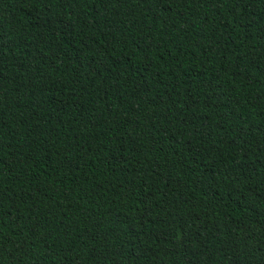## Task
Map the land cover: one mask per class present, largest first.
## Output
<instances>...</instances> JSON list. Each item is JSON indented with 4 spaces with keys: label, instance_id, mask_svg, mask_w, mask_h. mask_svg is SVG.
<instances>
[{
    "label": "trees",
    "instance_id": "1",
    "mask_svg": "<svg viewBox=\"0 0 264 264\" xmlns=\"http://www.w3.org/2000/svg\"><path fill=\"white\" fill-rule=\"evenodd\" d=\"M0 264H264V0H0Z\"/></svg>",
    "mask_w": 264,
    "mask_h": 264
}]
</instances>
